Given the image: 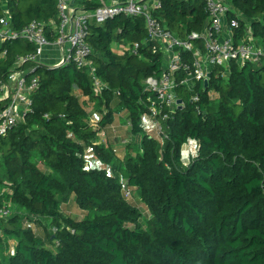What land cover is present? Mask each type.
Masks as SVG:
<instances>
[{"label": "trees", "instance_id": "obj_1", "mask_svg": "<svg viewBox=\"0 0 264 264\" xmlns=\"http://www.w3.org/2000/svg\"><path fill=\"white\" fill-rule=\"evenodd\" d=\"M159 1L156 16L176 35L203 30V0ZM226 1L240 22L236 43L250 31L264 47V0ZM77 2L84 12L100 6ZM4 17L18 32L33 20L56 21L57 0H0ZM147 38L141 17L88 24L95 75L106 83L101 95L89 68L17 65L34 45L22 38L0 45L8 53L0 82L12 73L38 80L31 111L0 140V210L11 211L0 219V264H264V62L234 61L227 77L214 70L207 87L179 86L185 107L163 123L160 141L140 124V102L149 96L144 80L162 74L163 54L152 46L142 57L116 50ZM118 107L142 136V148L128 146L124 158L100 139ZM190 142L196 155L184 158ZM89 147L102 168L87 162ZM72 197L86 213L81 220L62 211Z\"/></svg>", "mask_w": 264, "mask_h": 264}, {"label": "built area", "instance_id": "obj_2", "mask_svg": "<svg viewBox=\"0 0 264 264\" xmlns=\"http://www.w3.org/2000/svg\"><path fill=\"white\" fill-rule=\"evenodd\" d=\"M100 6L92 12H84L77 7V0H57L58 19L43 22L31 21L22 31L11 27L8 17L0 20V45L22 38L34 45L35 51L17 58V65L26 62H42L41 57L47 48L57 47L61 51L59 62L50 65L52 68L74 63L78 68H89L92 75L93 89L96 95H101L106 87L95 73L91 56L93 48L87 41L89 23L98 25L114 20L118 16L141 17L145 21L148 38L131 46H124L137 57H142L140 49L152 46L153 52L163 54V69L160 77H149L144 80V93L148 100L141 101L145 110L140 116V124L147 135L161 137L165 134L163 123L172 118L178 109H183L185 103L178 96V87L192 88L195 81L205 86V81L211 79L214 70L218 75L229 76L232 62L242 64L264 62V47L259 44L248 31L246 39L236 43L233 29L239 27V19L231 18L226 0H203L208 13L207 22L201 32H192L187 38H182L162 24L156 12L162 7L159 0H97ZM49 33L55 37L50 41ZM120 50V51H122ZM7 51L0 54V60L7 56ZM186 77L179 80V73ZM23 73H12L7 83L0 82V101L7 100V106L0 110V140L23 120L26 113L32 109L31 95L38 87V80L27 82ZM206 87V86H205ZM194 97L193 101H198ZM129 125L130 122H129ZM197 145L190 142L184 145L182 156L190 158L196 155ZM87 162L93 167L102 168L101 162L95 157L92 148H87ZM4 191L0 189V197ZM125 195L131 197V192L125 189ZM8 207L0 210V219L9 218Z\"/></svg>", "mask_w": 264, "mask_h": 264}, {"label": "rangeland", "instance_id": "obj_3", "mask_svg": "<svg viewBox=\"0 0 264 264\" xmlns=\"http://www.w3.org/2000/svg\"><path fill=\"white\" fill-rule=\"evenodd\" d=\"M118 45V44H117ZM116 45V50H122L125 46L123 43L119 46ZM115 49V46H114ZM61 51L55 47L53 49L47 48L45 49L44 55L41 57V61L39 63H43L45 65H53L57 63L61 59ZM25 74L22 76L24 77ZM128 114L125 110L120 107L116 108L114 114V121L111 124H108L103 130L100 136L101 143L106 144L111 147L117 153V156L120 158L125 157V153L128 151V146L135 149L142 148V136L134 135L132 133L131 127L128 122ZM132 152L134 150H131ZM142 151V150H141ZM141 210L144 215H147V210L142 205ZM62 211L66 216H70L76 220H81L85 217L86 213L82 211L76 204L75 198L72 197L68 202L62 203ZM51 231H55L54 228H51Z\"/></svg>", "mask_w": 264, "mask_h": 264}, {"label": "water", "instance_id": "obj_4", "mask_svg": "<svg viewBox=\"0 0 264 264\" xmlns=\"http://www.w3.org/2000/svg\"><path fill=\"white\" fill-rule=\"evenodd\" d=\"M53 68H55V67H53ZM209 77H211V76H209ZM205 86H206V87L208 86V82H207V81H205ZM178 103H179V104H182V100H179Z\"/></svg>", "mask_w": 264, "mask_h": 264}, {"label": "crops", "instance_id": "obj_5", "mask_svg": "<svg viewBox=\"0 0 264 264\" xmlns=\"http://www.w3.org/2000/svg\"><path fill=\"white\" fill-rule=\"evenodd\" d=\"M76 6H77V7H80V3L77 2V3H76ZM117 46H119V44H118ZM117 51H118V50H117ZM119 51H120V50H119Z\"/></svg>", "mask_w": 264, "mask_h": 264}]
</instances>
